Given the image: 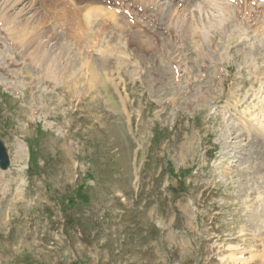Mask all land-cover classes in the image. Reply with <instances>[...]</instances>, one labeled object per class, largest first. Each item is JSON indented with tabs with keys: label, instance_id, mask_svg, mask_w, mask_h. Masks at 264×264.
I'll return each instance as SVG.
<instances>
[{
	"label": "rangeland",
	"instance_id": "1",
	"mask_svg": "<svg viewBox=\"0 0 264 264\" xmlns=\"http://www.w3.org/2000/svg\"><path fill=\"white\" fill-rule=\"evenodd\" d=\"M194 3L192 22L203 10ZM86 11L90 31L100 9ZM125 23L105 42L115 46L97 85L69 64L86 61L78 53L34 59L35 34L25 46L9 35L8 51L0 43V138L12 159L0 185V264H264L263 130L243 125L264 124V44L249 24L235 35L225 26L227 40L205 28L212 47L169 34V60L190 71L177 82L167 60L157 68L154 38Z\"/></svg>",
	"mask_w": 264,
	"mask_h": 264
},
{
	"label": "bare ground",
	"instance_id": "2",
	"mask_svg": "<svg viewBox=\"0 0 264 264\" xmlns=\"http://www.w3.org/2000/svg\"><path fill=\"white\" fill-rule=\"evenodd\" d=\"M46 1L47 0H0V21H3V29L7 30L6 32H8L10 36L12 35L17 41H20L23 46H25V43L27 42L26 37H29L31 34H35L34 36L36 37L37 47L35 52L36 58L34 59H38L40 57H44L46 59L48 56H52L53 54L60 59V57H65V52H68L69 56L74 53V57H76V53L71 49L72 47L68 46L70 45L68 36H72V32L67 30V28L65 27L66 23L63 17H60L58 21L61 26L62 32L58 28V25L49 19L48 15L40 7L41 4L45 3ZM88 1L90 0H77V2L80 4ZM118 1L120 2L121 6L124 5L126 8H132L134 15L136 16L139 23L146 22L148 18L154 17L156 26L160 28V31L166 25V29L168 31H171L173 29V35H175L176 38L179 37L181 39L182 33L185 32L189 33L195 40L200 39L202 41H207V38L210 34V31H204L205 28L213 29L215 32H221L225 28L227 22L230 20L234 25H236V32H231V34L235 35L239 32L240 26H244L245 17L247 19L251 18V15H245L243 11H256L255 8H262V10L256 11L255 19L250 26L253 38H256L259 42L264 44V4L260 3L259 0H257V5L255 7L250 6L253 0H237V3L235 4L230 3L228 0H194L197 5H203V10L200 15H197L195 17V20L193 22L190 19V13L188 12L187 7V4L193 0H116L114 4L117 5ZM96 2L97 5L95 6L100 9V19H111L115 27L119 28V21L122 20V18L111 11H109L110 15L104 14L101 6L98 5V3L102 5L103 0H96ZM179 3L183 4H181L183 6L182 8L178 7ZM102 7L104 8L103 5ZM139 7L143 8L142 12L137 9ZM126 8L125 10H127ZM83 9L84 7L80 9V13L83 11ZM228 9L232 11V13L229 15L224 13L225 10ZM35 10L37 12H35ZM84 11L82 12V15L84 14ZM122 17H124V15ZM87 21L89 24H92L96 21V19H88ZM96 22L100 23V21L98 20ZM195 24H197V27L194 26ZM246 24L248 25V23ZM152 30L154 32H157V27H154ZM248 30L249 29H246L247 32ZM130 34L131 39L135 40L138 43L139 47H147L151 44L149 40H143L135 34ZM169 34L166 36H169ZM231 34L230 37H233L234 35ZM143 36L145 35H142L141 37ZM244 36L247 37V34H244ZM43 37H49V39L47 38L49 40V44ZM236 37L237 36H235L233 39L235 40ZM45 42L47 43L45 44ZM114 46L115 44L113 45V48ZM62 48H64L65 50H63ZM110 52L111 49L109 48L106 54V57L108 56V59L110 58ZM77 59L79 58H74V63H69L71 67H73V69L76 67L77 70L88 69L90 72V83L94 84L95 82H97L98 84H103V78L102 76H100L99 70L101 68V70H107L105 62L103 63L98 61L97 63L96 60H86L87 62H81V65L79 64L80 67H78ZM252 62L254 63V61ZM109 70L111 69L109 68ZM173 84L175 83L173 82ZM260 131H262L261 135L264 137V127L261 128ZM18 148L26 151V145L23 142H20ZM19 155L22 158L24 157L23 153H20Z\"/></svg>",
	"mask_w": 264,
	"mask_h": 264
},
{
	"label": "water",
	"instance_id": "3",
	"mask_svg": "<svg viewBox=\"0 0 264 264\" xmlns=\"http://www.w3.org/2000/svg\"><path fill=\"white\" fill-rule=\"evenodd\" d=\"M0 159H1V162H0L1 166L3 168H6L9 164V162H8V158H7V155L5 152V148L2 145L1 141H0Z\"/></svg>",
	"mask_w": 264,
	"mask_h": 264
}]
</instances>
